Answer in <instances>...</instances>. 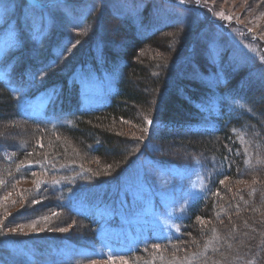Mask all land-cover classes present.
<instances>
[{
    "label": "rangeland",
    "instance_id": "374dc122",
    "mask_svg": "<svg viewBox=\"0 0 264 264\" xmlns=\"http://www.w3.org/2000/svg\"><path fill=\"white\" fill-rule=\"evenodd\" d=\"M71 1L68 7L62 8L55 6L57 0H49L42 7L36 5L41 10L36 11L32 5L25 8L14 1L5 3L0 0V83L15 92L21 116L40 118L35 120L51 125L72 126L74 123L69 114L53 116L46 110V105L52 104L61 93V87L58 92H52L50 84L64 80L79 86L78 103L81 109H100L114 93L120 74L119 67L132 38H141L164 27L176 26L159 36L170 42L167 46L170 61L177 60L181 52L187 50V47L183 48V41H193L199 34L208 36L206 40L217 47L214 51L215 62L220 59L221 44L231 48L225 60V66L230 69L236 70L239 64L256 63L258 52L264 53V8L259 6L261 0H258V5L254 4V0H183V3L181 0ZM47 6L50 8L46 9ZM261 40L263 43L257 45V41L260 43ZM188 49L190 52L192 47ZM90 53H94L96 61L90 57ZM87 54L84 66H77V61ZM106 58L110 65L106 64ZM259 62L263 70L264 58ZM90 64L94 67L97 65L98 69ZM174 68L175 65L170 69L174 71ZM187 76L190 77L191 73ZM26 80L28 84L24 83ZM16 86L25 89L18 91L15 90ZM256 91L254 93L257 98L264 99V92ZM217 102L212 99L205 109L212 107L210 111L214 113ZM143 121L141 131L126 126L128 129L125 135L136 139L141 147L125 157L116 170L124 168L115 178L111 177L112 172L103 175V170L109 169L110 165L99 164L96 169L94 165L80 161L77 147L68 142V159L65 160L73 164L66 167L76 168L73 175L81 184L74 182V187L73 180L62 179L67 169L65 166L47 168L46 173L30 171V167H27L25 172L15 174L10 186L2 180L0 238L12 236L23 242V238L38 239L43 234L65 231L54 226V220L57 222L63 217L60 213L53 210L42 215L33 213L42 204L37 194L43 191L42 186L49 181L57 186L72 185L65 195V204L76 214L88 215L98 222L95 234L110 246L111 252L129 251L138 242L176 236L179 224L188 216L191 205L208 193L216 174L213 171L215 160L211 159L205 167H201L196 157H190L189 154L174 157L168 150L171 160L162 157H157V160L169 161L177 166L167 168L160 165L152 156V145L149 144L157 130L156 123ZM15 122L17 125L18 121ZM16 125L10 126L15 130L8 132L10 136H6L5 140L19 146L20 138H28L29 127L23 124L21 130ZM212 126L211 122L202 124L200 128L212 129ZM33 130L29 138L34 137V140L30 143L32 145L35 141L36 144L31 147L33 151L24 157L23 166L34 161L37 164V160L44 162L40 130ZM2 154L8 160L4 151ZM39 167L40 163L36 168L39 170ZM85 174L89 179L87 184H96L81 189L87 186L83 179ZM23 210L28 218L18 215ZM82 229L80 223L79 236L88 244L84 233L82 237ZM207 237L209 250L214 234H207ZM197 243L199 241L190 237L179 248L168 246L165 247L167 250L162 251L159 247H152L146 255L147 259H120L117 258L119 255L101 249L99 244H93L91 248L81 247L77 252L72 247H61L51 252L53 255L49 256L51 260L48 263L58 259L67 261L73 257V264H174L169 257L170 251L175 249V252L186 255L184 262L178 264H187L196 256L190 253ZM22 256L25 262L30 261V256L24 253Z\"/></svg>",
    "mask_w": 264,
    "mask_h": 264
},
{
    "label": "trees",
    "instance_id": "16d2710c",
    "mask_svg": "<svg viewBox=\"0 0 264 264\" xmlns=\"http://www.w3.org/2000/svg\"><path fill=\"white\" fill-rule=\"evenodd\" d=\"M2 1H14L25 8L32 5L36 11H41L35 6H42L49 0ZM71 2L57 0L55 6L64 8ZM253 2L258 5V0ZM261 2L259 6L263 9L264 0ZM49 8L47 6L46 9ZM175 27L171 26L172 29ZM171 28L164 27L151 35L132 38L119 67L115 93L108 106L100 111L84 112L79 108V86L75 83L64 80L50 84L52 92H58L61 87V93L52 104L47 105V110L53 116L69 114L74 123L72 126L51 125L21 116L17 98L0 83V182L3 180L10 186L15 174L25 172L27 167H30V171L46 173L47 168L65 166L67 169L63 172L62 179L73 180V186L74 182L81 184L73 175L76 168L66 167L73 164L65 160L68 159V142L77 147L80 161L88 162L96 169L99 164L110 165L109 169L103 170V175L112 172L111 177L115 178L124 168L116 170L125 157L141 147L136 139L125 135L128 129L126 126L141 131L143 120L151 119L152 123H156L157 130L149 144L152 145V156L158 163L175 164L157 160V157L171 160L169 150L174 157L186 154L196 157V160L203 163V167L214 159L217 174L212 193L199 202L195 213L192 212L184 221L180 240L174 238L150 245H157L165 251L168 246L181 247L191 237L199 243L192 248L190 254H197L199 257L204 237L214 234L216 240L215 243L212 242L207 255L190 260L187 264H264V99L257 98L254 93H257L256 90L264 92V69H261L259 62L263 60L264 53L258 52L256 63L239 64L236 70L230 69L225 66V60L231 48L221 44L220 59L215 62L212 45L206 40L209 37L199 34L193 41H183V48L187 47V50H183L177 60L170 61L167 50L170 42L159 36ZM262 43L261 40L256 44ZM190 47L192 49L189 52ZM88 54L77 61V66H84ZM100 54L101 52L98 53ZM94 56V53H90V57L95 60ZM106 64L110 65L107 58ZM174 65L172 71L170 68ZM91 66L98 69L97 65ZM188 73H191L190 77L187 76ZM25 83L28 84L29 81ZM16 88L23 89L22 86ZM212 99L218 101L216 113L208 117L205 106ZM15 121H18L17 125ZM204 122H212V130L189 131L190 127ZM14 124L21 130L23 124L29 127L28 138H20L19 146L5 140L6 136H10L8 132H14L15 128L10 127ZM34 128L40 130V140L44 146V162L37 160L40 163L39 170L36 168L39 163L34 164L36 161L25 166L22 163L24 157L33 151L31 147H35V141L33 146L30 143L34 137L29 138ZM3 151L8 160L4 158ZM83 179L87 186H82L81 189L96 184H87V174ZM72 185L57 186L49 181L42 186L43 191L37 194L40 195L41 206L39 205L38 211H33L39 215L48 210L60 213L63 217L60 221L54 220V226L64 229L65 233L43 234L38 239L23 238V242L12 236L2 237V264H73V257L67 261L58 259L48 263L51 260L49 256L53 255L52 251L61 247H72L77 252L81 247L91 248L93 244H101L95 234L98 222L88 215L76 214L65 204V195ZM25 212L23 210L16 214L28 218ZM80 223L83 225L82 237L84 233L88 244L79 236ZM150 245L131 253L112 255L120 259H147L149 250L156 247ZM100 247L103 249L101 245ZM103 250L107 251L105 247ZM174 250L170 251L169 259L174 264L184 262L186 255ZM23 253L30 256V261L25 262L24 257H21Z\"/></svg>",
    "mask_w": 264,
    "mask_h": 264
},
{
    "label": "snow or ice",
    "instance_id": "6c2138e0",
    "mask_svg": "<svg viewBox=\"0 0 264 264\" xmlns=\"http://www.w3.org/2000/svg\"><path fill=\"white\" fill-rule=\"evenodd\" d=\"M181 3H183V0H181ZM147 123L148 124H151L152 123V121H147ZM34 203H35V201H34ZM44 219H47V217H44ZM61 231H64V229H60ZM125 264H127V262H125Z\"/></svg>",
    "mask_w": 264,
    "mask_h": 264
}]
</instances>
